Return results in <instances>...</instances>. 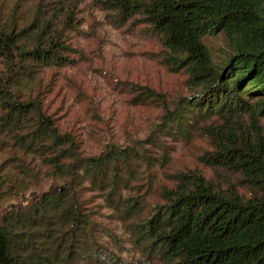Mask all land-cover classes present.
Segmentation results:
<instances>
[{
	"label": "trees",
	"instance_id": "16d2710c",
	"mask_svg": "<svg viewBox=\"0 0 264 264\" xmlns=\"http://www.w3.org/2000/svg\"><path fill=\"white\" fill-rule=\"evenodd\" d=\"M97 1L113 23L131 18L146 23L168 49L166 60L186 68L198 85L163 114L167 133L188 135L210 114L231 123L238 115L264 112V0ZM70 16L64 6H37L25 19L0 11V134L39 159L53 177L45 189L0 211V264H118L95 239L98 230L80 195L84 181L104 189V200L121 218H139L142 212L136 198L121 199L118 187L127 185L133 162L149 163L150 155L133 146L83 155L34 97L20 99L13 89H28L32 66L65 60L62 34ZM217 32L233 49L219 65L212 64L202 40ZM226 131L211 130L209 154L240 170L258 194L241 199L213 191L200 176L178 174L176 186L162 192L167 203L131 223L149 253L172 264H264V140L257 129L251 137L228 124Z\"/></svg>",
	"mask_w": 264,
	"mask_h": 264
},
{
	"label": "rangeland",
	"instance_id": "374dc122",
	"mask_svg": "<svg viewBox=\"0 0 264 264\" xmlns=\"http://www.w3.org/2000/svg\"><path fill=\"white\" fill-rule=\"evenodd\" d=\"M37 6L43 10L64 6L70 12V24L62 34L65 60L32 66L31 85L13 88L16 96L34 97L42 112L60 132L72 137L83 155L111 146H133L151 156L149 163L133 162L135 171L127 185L118 187L122 200L133 197L142 204L139 218H121L104 200L105 190L86 181L80 195L98 230L95 239L109 261L172 264L139 244L133 224L167 203L162 192L176 186L178 174L200 176L213 191L234 192L241 199L258 194L259 188L240 170L219 163L209 153L214 150L211 130L222 128L227 133V124L249 137L257 129L264 140V112L252 118L244 113L231 123L210 114L192 126L188 135L169 134L163 114L199 87L186 68L166 60L168 49L161 37L134 18L113 23L110 11L97 0H0V11L13 12L16 19L30 17ZM202 40L212 64L219 65L233 53L221 32L207 33ZM3 69L0 57V72ZM41 163L0 134V211L12 202H24L53 181Z\"/></svg>",
	"mask_w": 264,
	"mask_h": 264
}]
</instances>
